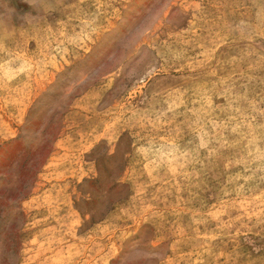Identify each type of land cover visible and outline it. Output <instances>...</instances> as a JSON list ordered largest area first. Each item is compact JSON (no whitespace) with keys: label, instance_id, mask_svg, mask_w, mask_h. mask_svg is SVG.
<instances>
[{"label":"rangeland","instance_id":"1","mask_svg":"<svg viewBox=\"0 0 264 264\" xmlns=\"http://www.w3.org/2000/svg\"><path fill=\"white\" fill-rule=\"evenodd\" d=\"M0 264H264V0H0Z\"/></svg>","mask_w":264,"mask_h":264}]
</instances>
